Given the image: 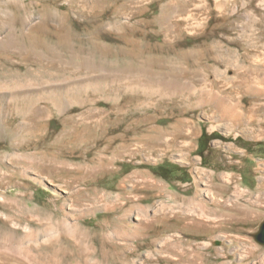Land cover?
<instances>
[{
  "label": "rangeland",
  "instance_id": "obj_1",
  "mask_svg": "<svg viewBox=\"0 0 264 264\" xmlns=\"http://www.w3.org/2000/svg\"><path fill=\"white\" fill-rule=\"evenodd\" d=\"M6 1L0 14L14 20L15 33L1 47L22 50L0 54V264L40 259L56 234L43 228L56 221L102 231L109 206L137 179L122 181L137 172L166 189L149 198V215L175 206L170 192L207 189L196 168L230 175L242 196L228 198L243 209L212 232L171 233L188 241L174 253L165 250L169 232L154 243L149 233L114 241L135 264H264L254 238L264 222V0ZM208 92L238 108L241 120L203 106ZM136 121L158 128L129 134ZM115 135L135 138L122 147ZM97 157L102 164L93 165ZM89 244L97 255L100 237Z\"/></svg>",
  "mask_w": 264,
  "mask_h": 264
},
{
  "label": "bare ground",
  "instance_id": "obj_2",
  "mask_svg": "<svg viewBox=\"0 0 264 264\" xmlns=\"http://www.w3.org/2000/svg\"><path fill=\"white\" fill-rule=\"evenodd\" d=\"M21 1L22 0H8V1H6V3H7L6 5L20 4ZM216 1L219 3V5H221L223 0H216ZM2 8H3V6H2ZM0 9H1V7H0ZM5 13H7V12H5ZM0 20L2 21V24H4L3 29H5L4 31H2V29H1L2 32H0V54L9 53V52H13V53L14 52L15 53L20 52L22 50L21 43L17 44L16 46H12V47H5V46L1 47V44L3 41H5L8 37L14 35L15 27H14V22H13L14 20L12 21L10 19V17H7V15L0 14ZM261 45L264 47V42H262ZM120 91L121 90H119V92ZM122 94H123V92L120 95H122ZM137 95H139V94H137ZM152 97H157V96H152ZM135 100H137V99H135ZM130 101H128V102H130ZM141 103H143V102L141 101ZM200 103L203 106H213V107L215 106L220 112V117L223 119L227 116H232L235 120H241V118H242V113H241V111H239L238 108L235 109L234 108L235 106L234 107L229 106V104L227 105V103L222 102L221 100H220V103L215 101V97L209 92L207 94H204L201 97ZM137 105H140V102H138ZM135 106H134V108H135ZM112 110H111V112H112ZM122 111H123V109H122ZM115 117H116V115H115ZM150 118L153 119L155 117L150 116ZM150 118H148V119H150ZM120 119H121V117H120ZM148 119H144V120H148ZM108 120H111V119L109 118ZM141 120H139V121H141ZM109 122H111V121H109ZM112 122H113V120H112ZM121 123L122 122H120L119 125H115V126L121 127L120 125H123ZM139 123H138V121H136V125L134 127L130 126V128L128 129L127 132L129 134H135V135L136 134H142L141 136H144L147 131L148 132L153 131V130L156 131L158 128V127L152 125L147 130H143L138 125ZM188 123H189V121H188ZM107 124H108V122H107ZM132 125H134V124L132 123ZM115 126L108 127L109 129L107 131L110 132L113 130V128H118ZM122 127L124 128V126H122ZM126 128H128V127L126 126ZM116 132H118V131H116ZM195 134H196L195 130H191V132L189 133L188 138H187L189 140L188 141L185 140L186 141L185 143L187 144V148H189L192 145V143H191L192 138ZM117 137H118V140L121 141V145H123L122 147H125L124 145L129 140L131 141L132 139L135 138L134 136L128 137V135L116 136V139H117ZM139 137H140V135H139ZM164 137H165V134H159V136H157L156 138L163 139ZM103 141H105V140H103ZM106 141H107V139H106ZM157 141H159V140H157ZM155 143H157V142H155ZM185 143H184V141L181 140L176 145L178 146V148L180 146L185 147V145H186ZM97 145H99V144H97ZM114 145H115V143H114ZM114 145H113V147H114ZM151 145H153V142ZM115 146L117 147V144ZM118 146H120V145H118ZM113 147H112V149H113ZM156 147H157V145H156ZM92 149H95V147H93ZM96 150H97V148H96ZM123 150H125V149H123ZM110 151H112V150H110ZM93 157H95V156H93ZM88 159H90V158H88ZM92 159H90L92 161V164L93 163L97 164L98 162L102 164V161L100 162L101 158L97 157L93 160ZM196 170H197L196 177H195L196 182H198V181L206 182L207 189L202 190V189H200V186H197V190L195 191V193L192 196L177 195L175 193L170 192L168 194L169 199L172 200L174 203H177V204L175 206L173 203L168 204V205L164 204L160 208L154 210L152 215H149L148 209L150 208V206L154 202L150 203V202H148V200L151 197L155 198L158 195H160L161 191L166 190L165 187L163 185H160V183L152 175H150L148 172H137V173L129 175L127 178H125L122 181V183H121L122 187H123V184L125 183L126 179H128V178L129 179L135 178V179H137V182L133 183L131 190H124L123 191L124 197H125L124 201H121L120 197H118V199L115 200L111 204V206H109L108 212H110V215L107 216L108 218H106V220L104 222L103 229L100 228V229H102V231L91 232L90 230H87V229H82L81 231H79L78 229H76V227H74V225H67V224H64L65 222L63 223L61 221L55 220L56 222H53L51 224V226H46L45 228H43L44 232H48L50 229H55L56 234L52 235L49 238L50 240H48V245L46 248L47 250L46 249L45 250L44 249L38 250V248H37V250H38L37 253L41 252L40 253V259H38V260L35 259L34 261H32V260L24 261L23 260V261L19 262V264H135V263L131 262L130 258L125 254V252H127L126 244L121 243V245L118 246V243H116L114 241L115 238H120L123 236H132L134 238L138 237V238H142L144 240V239L151 237V239L149 238V240L151 241V243H154L156 241L163 240V235H165L166 233L168 234V232H169V235L168 236L165 235V237L167 236L166 241H165V242H167V245H165L166 246L165 250L171 251L173 253L177 252V247L182 248V245L186 244L188 241L180 239L179 236H174V234L171 235V233H176L177 231L182 232V233H186V234L187 233H196V231L201 230L203 228L212 232V230L214 228L217 229L216 227L220 226V222H224V221L228 222V220L231 219V216L233 215L234 211H236L240 208H241L240 210H242L243 206H244V205H241V203H239V202L237 204H234V202L230 198H228L229 196H231L230 193L232 195L236 194L238 197L240 195L242 196L241 191L238 190V188H236L233 185L230 175L224 174V173H208L207 170L201 169V168H196ZM139 188H141V190L143 188H146L144 190H147V188H148V190L146 191L147 194L143 195L142 191L140 192ZM154 190H156L154 192V195H151L150 192H152ZM204 193H208L209 195L212 196L213 199L209 202L206 201L204 198ZM215 196L218 198V200H220V203H219V201H218V203H216L217 199ZM6 202L8 204H11V205L16 204L15 201H6ZM44 213H46V212H44ZM132 213L136 214V216L138 217V222L134 225H132L130 222L127 221L128 217ZM56 219H58V218H56ZM220 220H223V221H220ZM48 224H49V222H48ZM221 227H223V226H221ZM201 232H203V231H201ZM147 233H149L150 235L148 234L147 238H143L142 237L143 234H147ZM95 234L100 237V250H98L97 255L95 254V249H93L92 245L89 244L90 240L92 239V235H95ZM67 242H69L71 245L66 246L65 244ZM106 246H109L110 248L108 249V248H106ZM138 247H139V245L137 246V248ZM163 252H164V250H163ZM20 253H21V255L25 256L26 251L21 248ZM37 257L38 256H36V258ZM94 257H97V259L94 260ZM28 258L33 259L31 252H29ZM34 258H35V256H34ZM67 258H71V259L69 260ZM5 264H13V263H5Z\"/></svg>",
  "mask_w": 264,
  "mask_h": 264
},
{
  "label": "water",
  "instance_id": "obj_3",
  "mask_svg": "<svg viewBox=\"0 0 264 264\" xmlns=\"http://www.w3.org/2000/svg\"><path fill=\"white\" fill-rule=\"evenodd\" d=\"M255 240L264 245V222L260 224L258 232L254 234Z\"/></svg>",
  "mask_w": 264,
  "mask_h": 264
},
{
  "label": "trees",
  "instance_id": "obj_4",
  "mask_svg": "<svg viewBox=\"0 0 264 264\" xmlns=\"http://www.w3.org/2000/svg\"><path fill=\"white\" fill-rule=\"evenodd\" d=\"M210 137L218 138L217 134H212V135H210ZM204 138H205V134L202 135L201 140H203Z\"/></svg>",
  "mask_w": 264,
  "mask_h": 264
}]
</instances>
